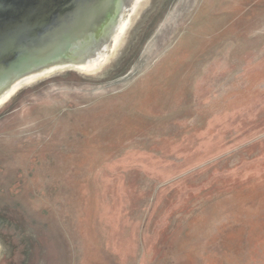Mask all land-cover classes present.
Listing matches in <instances>:
<instances>
[{
    "label": "water",
    "instance_id": "1",
    "mask_svg": "<svg viewBox=\"0 0 264 264\" xmlns=\"http://www.w3.org/2000/svg\"><path fill=\"white\" fill-rule=\"evenodd\" d=\"M264 0H0V264H73L57 199L104 177Z\"/></svg>",
    "mask_w": 264,
    "mask_h": 264
},
{
    "label": "rangeland",
    "instance_id": "2",
    "mask_svg": "<svg viewBox=\"0 0 264 264\" xmlns=\"http://www.w3.org/2000/svg\"><path fill=\"white\" fill-rule=\"evenodd\" d=\"M57 202L73 264H264V11Z\"/></svg>",
    "mask_w": 264,
    "mask_h": 264
}]
</instances>
